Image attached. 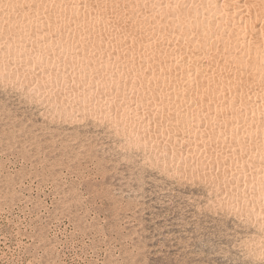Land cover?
I'll return each instance as SVG.
<instances>
[{"label": "bare ground", "instance_id": "obj_1", "mask_svg": "<svg viewBox=\"0 0 264 264\" xmlns=\"http://www.w3.org/2000/svg\"><path fill=\"white\" fill-rule=\"evenodd\" d=\"M0 82L204 181L264 255V0H0Z\"/></svg>", "mask_w": 264, "mask_h": 264}, {"label": "rangeland", "instance_id": "obj_2", "mask_svg": "<svg viewBox=\"0 0 264 264\" xmlns=\"http://www.w3.org/2000/svg\"><path fill=\"white\" fill-rule=\"evenodd\" d=\"M8 83L0 264H264L245 246L262 234L213 202L207 183L162 169L106 123L53 117Z\"/></svg>", "mask_w": 264, "mask_h": 264}]
</instances>
